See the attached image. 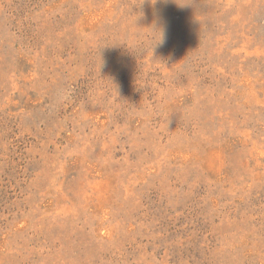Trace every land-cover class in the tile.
Instances as JSON below:
<instances>
[{
  "label": "rangeland",
  "instance_id": "374dc122",
  "mask_svg": "<svg viewBox=\"0 0 264 264\" xmlns=\"http://www.w3.org/2000/svg\"><path fill=\"white\" fill-rule=\"evenodd\" d=\"M0 264H264V0H0Z\"/></svg>",
  "mask_w": 264,
  "mask_h": 264
},
{
  "label": "clouds",
  "instance_id": "9594fccd",
  "mask_svg": "<svg viewBox=\"0 0 264 264\" xmlns=\"http://www.w3.org/2000/svg\"><path fill=\"white\" fill-rule=\"evenodd\" d=\"M162 35V34H161ZM161 40V39H160Z\"/></svg>",
  "mask_w": 264,
  "mask_h": 264
}]
</instances>
